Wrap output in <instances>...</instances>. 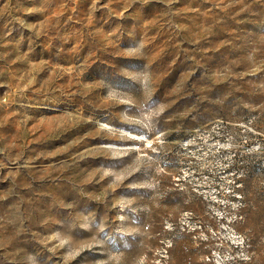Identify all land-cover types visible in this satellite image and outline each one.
I'll use <instances>...</instances> for the list:
<instances>
[{
	"label": "rangeland",
	"instance_id": "1",
	"mask_svg": "<svg viewBox=\"0 0 264 264\" xmlns=\"http://www.w3.org/2000/svg\"><path fill=\"white\" fill-rule=\"evenodd\" d=\"M0 264H264V0H0Z\"/></svg>",
	"mask_w": 264,
	"mask_h": 264
}]
</instances>
